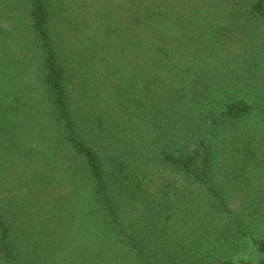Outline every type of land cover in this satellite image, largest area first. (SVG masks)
I'll return each instance as SVG.
<instances>
[{
  "label": "trees",
  "instance_id": "16d2710c",
  "mask_svg": "<svg viewBox=\"0 0 264 264\" xmlns=\"http://www.w3.org/2000/svg\"><path fill=\"white\" fill-rule=\"evenodd\" d=\"M178 1L0 0V264H264V0Z\"/></svg>",
  "mask_w": 264,
  "mask_h": 264
},
{
  "label": "rangeland",
  "instance_id": "374dc122",
  "mask_svg": "<svg viewBox=\"0 0 264 264\" xmlns=\"http://www.w3.org/2000/svg\"><path fill=\"white\" fill-rule=\"evenodd\" d=\"M239 1L243 3V0H239ZM210 3L212 5L211 7L208 6V4H209L208 1H206L205 4H202L204 6L197 7V6H195V4H192V5L188 6V2L186 0H180V1H178V4L177 5H178V7L181 10H185L186 12L187 11L190 12V10H196L197 12H199V14L201 12H205V14H207L209 8H212V10L217 9L219 11V7L222 9L224 6H227V1L226 0H213V1L211 0ZM225 21L226 20H224V22ZM219 25L220 24H218V26ZM219 41H220V39H219ZM234 50L237 53H239V54L241 53L240 50H239V47H237V48L236 47H233V48H231L229 50L231 52H228V53L225 54V56H227V54H228V58H224V59H225L226 63H229V66H230V63L236 62L235 57H232V55L233 56H236ZM221 64H222V60H221V63L218 66H221ZM229 69L230 68H228V70ZM0 96H1V94H0ZM4 98H5L4 96H2V98H1V99H3V103H5V99ZM262 136H264V135L262 134ZM261 141H262V139L259 138L258 144L261 147L259 157H260V159L261 158L264 159V140L262 142ZM262 163H264V160L262 161ZM151 165H153V164H151ZM151 165L149 167H152ZM263 167L261 166L259 168V171L255 172V173L254 172L253 173H251V172L250 173L249 172L243 173V175H244L243 187L241 185H237V186L234 187V189L239 188V189H241L240 191H242V190L244 191V189L246 188L244 185L246 183H251V185H254L253 186L254 188L258 189L257 192H256L257 194H255L256 197H253V198L250 197V198H247L246 201H243V215H241V217H246L245 216L246 215L245 212L247 210V206H250L249 205V202L250 201H253L254 202V205H255V206L253 205L254 208L256 209V212L253 211V214H254V212L256 213L254 216L260 217V215H261V216L264 217V215H263V213H264V207L263 206L264 205H262V204H264V168ZM154 169H155V167L151 168L150 170H154ZM226 172L228 173L227 174V177H228L229 175H231V173H234L235 170L233 168H231V169H228ZM245 176H246L247 180H246ZM58 189L61 190L60 188H58ZM64 192H65V190H63V193ZM237 192H239V191H237ZM237 192L232 193L231 196H230V198H229L230 206L235 211L236 210L238 211V209L239 210H242L241 209L242 205L240 204L241 198H239V197L237 198V195H235ZM244 203H246V204H244ZM239 212H240L239 214H241L242 211H239ZM251 217H253V216H251ZM30 219H31L30 222H31L32 226L33 227H36L37 229H39L40 228V225L43 224V223H46L47 222V224H49V221L46 220V217L43 216V215H41V214H39V213L36 214V216H34V217L30 218ZM246 221H249L248 223L251 222V220L249 218H247ZM248 223H247V225H250ZM262 225H263L262 222H258L257 221V227L262 226ZM19 228H21V227H19ZM50 232L52 233V238H55L58 235L57 234L58 232H54V230H51ZM174 235L176 236V239L181 236L180 233H175V232L171 233V232H169L168 236H172L171 238H168L167 239V241L169 243H173L174 242ZM154 245H156L157 248H161V246L160 245H157L156 243H154ZM114 246L115 247H114L113 253H112L113 256H110L109 259H104V263L105 264H138V262L136 261L135 254L132 253L127 246H124V244L121 243V242H115V245ZM213 247L215 249H217V250L220 249L224 253L229 254L231 256L233 262L243 261V260H245L247 262H256L259 259V256H260L259 254H257L256 252H254V250L252 251L250 246L249 247H245L244 243L241 245V247H239V246L237 247L233 243V244L229 245V247L225 246V249H224L223 242H217L216 239H213L212 238V240H210V245H208L206 248L204 247L201 250H199L200 255H199V253L197 255H195V258H196L197 261H199V264H202L203 260H205V259H207L209 257V255H207V253H208L207 250L210 251L211 249H214ZM98 251H100V254H102L101 248ZM184 253L185 254H188L187 251H184ZM60 257H61L60 255H58V256L55 255L54 256L53 254H50L49 255V259H48L49 260L48 261V264H61ZM182 258L181 257L175 258L176 259V264H181V262H182L181 259ZM202 258H205V259H202ZM195 263L198 264V262H195ZM160 264H172V262H170L166 258H163L162 263H160Z\"/></svg>",
  "mask_w": 264,
  "mask_h": 264
}]
</instances>
